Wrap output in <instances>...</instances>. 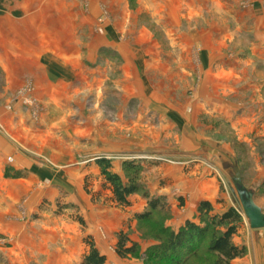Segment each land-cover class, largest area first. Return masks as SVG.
<instances>
[{"label": "crops", "instance_id": "obj_1", "mask_svg": "<svg viewBox=\"0 0 264 264\" xmlns=\"http://www.w3.org/2000/svg\"><path fill=\"white\" fill-rule=\"evenodd\" d=\"M77 1L80 2V0H0V15L2 16L0 17V37H4L2 38L4 40L13 39L12 42L5 41L3 43L9 49L4 55L0 54V65L5 70V78L16 79L19 83L18 88H22L28 79L33 80L35 93L39 96V100L44 103L53 102V105L58 108L60 104L57 100H61L63 96L67 100L66 98L70 94L91 89L93 72L101 71L106 74V68L104 70L101 67L94 69L92 64H96L100 48H107L109 45L114 48L115 44L116 49L124 58H130L125 61L127 64L122 67L124 77H128L129 72L130 78L128 77L129 80L126 79L122 83V94L125 96V103L117 109L119 123L116 126L118 128L143 126L149 133H153L158 127L160 136L164 135L173 140V144L169 145L170 147L154 146L152 149H147L145 144H142L141 147L136 146L135 143L116 147V152H121V154L130 158L133 157L131 160L137 161L142 167L138 180L141 190L138 194L129 197L131 202L129 207H120L111 200L105 205L96 207L100 214L101 225H104L108 242L102 235L96 233L98 230L95 225L91 226L90 229L88 228L89 224L86 219L87 229L85 228L86 233L84 236H75V234L71 236L72 247L76 245L79 238L82 247H84V252L80 257L82 264L83 258L88 252L85 251V248H88L85 239L88 238L94 241L96 248L106 258L110 254V247L116 250L117 236L120 231L129 233V246L134 243L140 244L142 247L145 241L141 240L142 234L136 229L138 225L136 215L143 214L147 210L150 198H162V205L170 214L165 227L174 232H178L188 222L200 224L198 209L202 202L211 203L214 214H223L228 209L235 208L233 200L229 198L228 192L226 193L227 188L224 187V192L221 182H219L222 181L221 173L218 172L215 175L212 168L213 166L219 167L218 161L223 162L226 157L233 158L236 153L231 146H227L221 143L220 140L213 138L217 135V129L215 128L217 125L215 123L219 121V116L226 115L229 119L227 124L230 126V131L237 142L250 144L251 138L259 132L257 128L262 126L261 122L264 124V79L255 78L253 74L257 72L255 70L248 69L240 73L235 66L227 72L223 71V77L216 74L215 80H220V83L216 82L213 85L215 88L211 91L212 95L225 94L231 96L234 94L235 99L243 97L244 102L239 104H228L217 99H209L206 102H199L198 99L189 101L186 98L187 92L185 91H183V95H185L183 99L170 97L174 94V91L172 89L167 90L168 84L164 86L163 94H156V97H152V100L145 99L142 96L143 92L141 93L138 88V80L141 77L139 68L136 66V62L139 60L137 59L138 56L129 54L128 49H125L126 45L114 39L119 37L117 30H122L123 25H127L126 19L128 17L121 20V25L101 26L99 28V39L85 43L80 38V29L92 32L95 29L94 25L97 24L95 18L93 22H78L77 17L83 14V6H77ZM89 1L91 14L94 15L102 14L106 10L115 15L125 16L130 14L127 6H114L116 5L115 0ZM109 1L112 5H109ZM232 1L233 4L226 1L224 6L227 4L229 9L225 6L226 9L235 13L234 20L240 21L244 18V21L251 20V22L241 23L240 21L236 23L235 21H229L224 25H220L219 22L215 23L217 26L212 25L211 30H216L217 33L208 35L212 42L211 47L214 46L212 39H215V42L219 41V31L227 30L226 32H233L231 33L233 36L230 38V42L245 35L249 41L251 56L263 58V55L258 53V48L264 47V0H251L250 7L246 8L241 16L239 15V19L236 18V11L241 10V8H236L235 2L237 0ZM3 2H6L5 6L2 5ZM148 2V13L155 15L162 12V10H157L159 5L156 0H148ZM218 3L219 0H216V6L214 7V0H211L210 4L214 7L211 9V13L216 15L217 18L220 17L219 10L222 8ZM207 5L208 0H175L165 2L164 9L188 17L189 14H201ZM179 25L173 23L171 26H167L166 30L175 29ZM142 36L144 37L143 34ZM145 36L148 37L147 34ZM185 36L183 37L185 38ZM170 37L174 40H170V46H178L182 50L178 56L163 54L158 52L157 49H146L141 53L144 58H148L144 61L147 64H159L160 66L165 64V67L169 64H179L177 66L178 70H170L167 75L171 81L180 80L179 82H182L189 75L187 71L190 70L188 68L189 64L188 66L181 65L188 63L184 62L186 58L182 55V52L187 51L188 48L185 47L186 44L182 43V36L172 34ZM175 37H178L177 40H175ZM192 38L197 39L198 35ZM143 42L144 40L139 39L135 44L143 46ZM217 44L219 45L218 42ZM84 48H87V50H84ZM133 52H136L135 49ZM255 52L258 53V57ZM207 53L209 56L213 55L211 52ZM246 61L253 62L251 59ZM236 62L238 63L240 60L237 59ZM243 78L246 79V84L241 86ZM259 78H264V75ZM206 85L208 87L209 84L206 83ZM207 87L203 89L206 90ZM22 106L23 102L21 100L19 103L10 102L9 104L0 105V191L2 192L0 196L4 200L11 201L10 205L6 206V209H9L7 211H12L10 208H13L16 202H20L22 197L29 192L31 194L35 193V196H32L35 198L33 202L36 203L35 206H38L45 199L50 198V201H55L61 184L69 189L70 185L82 189L85 188L84 182L89 178L91 179L92 176L99 182L101 190L104 189L105 182L94 156L89 157L91 158L90 161L79 164V166L67 172L66 176L69 175L67 181H60V170H57V168L43 172L27 163L25 154L20 153L13 147L14 144L8 136L11 133L14 136L16 135L15 137H19L21 141L24 136L29 134L28 132L33 133L20 116L22 115V110H20ZM208 121L210 124H208ZM106 125L108 126V124ZM109 152L111 153V151ZM109 152L106 147L101 148L100 153L103 155L100 157L106 158V154ZM9 156H14L11 166L7 163ZM173 159L181 160V162H170ZM124 163L125 160L122 159L117 163L112 162V171L127 183ZM7 170L12 174L11 176H7ZM17 171H25L28 174L23 177H16L15 173ZM220 171L225 173L223 169H220ZM47 175L55 177L44 178ZM106 190L102 192V194H105H100L97 197L99 200H102L106 195L111 197V192L108 189ZM144 193H147L148 197H144ZM69 194V200L71 202L75 201V196L70 192ZM82 197L86 207L91 205L94 207L91 197L85 192ZM32 204L30 203L28 206L29 211L30 207H34ZM70 226L73 230L77 227L80 229L79 222L77 224L74 221ZM235 237L237 240L233 239L234 244L238 247H247L249 251H253L254 260H252L251 254L249 259L242 258L234 262L239 264L264 263V229L255 231L244 223ZM68 254L73 256L75 251L68 250ZM66 262L69 264L70 259ZM107 262L108 264H119L116 259L110 261L107 258Z\"/></svg>", "mask_w": 264, "mask_h": 264}, {"label": "rangeland", "instance_id": "obj_2", "mask_svg": "<svg viewBox=\"0 0 264 264\" xmlns=\"http://www.w3.org/2000/svg\"><path fill=\"white\" fill-rule=\"evenodd\" d=\"M170 1L175 0H156L159 5L157 10H162V12L152 15L147 12L148 0H115L116 5L114 6L125 5L128 7L129 16L111 14L108 10L102 14L94 15L91 14L92 10H90L89 0L77 1V6H83V14L77 17L78 22H93L95 18V23L97 24L94 25L95 29L92 32L80 29V38L85 43H90L94 39L97 41L101 26L106 27L109 24L121 25V20L124 17H128L129 19L125 18L127 25H123L122 30H117L119 37L114 39L124 43L126 45L125 49H128L129 54L138 56L137 59L139 60H137L136 66L139 68L141 75L138 80V88L141 93L143 92L142 96L145 99L149 98L152 100V97H156V94H163L164 86L168 84L167 90L172 89L174 91V94L170 97L178 99L185 98V95H183V91H185L187 92L186 98L189 101L198 99L199 102H206L209 99H217L228 104L244 102L243 97L235 99L234 94L231 96L225 94L212 95L211 91L215 88L213 85L216 82L220 83V80H215V76L217 74V76L223 77L224 72L235 66L240 73L248 69L255 70L257 71L253 73L255 78L264 79L259 78L264 75V47L258 48V53L263 55V58H260L257 52L255 54L259 58H255L251 56V48L245 35L230 42V38L233 36L231 33L233 32L229 33L226 32L227 30H221L219 31V41L217 40L219 45L215 42V39H212L214 41L213 47H211L212 42L208 35L217 33L216 30H211V26H217L215 24L217 22L220 25H224L229 21L246 23L251 22V20L244 21V18L240 21L234 20L235 13L228 10L229 6L227 4L225 6L228 9L224 6L226 1L233 4L232 0H219L220 4H218L222 8L219 10L220 17L218 16V18L211 13V9L216 6V0H214V7L210 5L211 0H208V5L204 7L201 14H189L188 17L184 14L179 15L166 11L164 9L165 2ZM5 3L3 2L2 5L5 6ZM109 5H112L110 1ZM235 5L236 8H241V10L236 11V18L239 19V15L241 16L243 11L250 7L251 0H237ZM228 11L230 12L229 14ZM0 17L2 16L0 15ZM171 23L180 25L176 26L175 29L166 30L167 26L172 25ZM90 34L91 36L89 37ZM172 34L182 36V43L186 44L187 46L185 47L188 48L187 51L182 52V55L186 58L184 62L188 63L181 65L188 66L189 64L188 68L190 70L187 71L189 75L182 82H179L180 80L171 81L167 75L170 70H178L177 66L179 64H169L167 67L164 66L165 64L161 66L159 64H147L144 61L148 60V58H144L141 53L146 49H157L158 52L163 54L178 56L182 50L178 46H170V40L174 41L170 37ZM197 35L199 40L198 38H192ZM2 38L4 37H0V54L4 55L9 47H5L3 43L5 41L12 42L13 39L5 38L7 40H4ZM177 38L175 37V40ZM139 39L144 40L143 46L135 44ZM114 46V48L111 45L107 48H100L97 54V62L92 64L94 69L101 67L104 70L106 68L107 77L101 71L93 72L91 89L70 94L66 98L67 100L63 96L61 100H57L60 104L58 108L53 105V102L44 103L39 100V96L35 93L33 80L28 79L22 88H18V81L16 79H6L5 70L0 65V105L9 104L10 102L19 103L21 100L23 106L20 108L22 110V115L20 116L29 126V130L33 131V133L28 132L29 134L24 136L21 141L19 137H15L16 135L14 136L11 133L8 135L9 140L14 144L13 147L20 153L25 154V159L29 165L39 168L43 172L57 168V170H60V181H67L69 175L66 176V173L79 166V164L90 161V156H94L97 160L105 158L100 157L103 155L100 153L101 148L106 147L108 152L111 151V153L106 154V159L117 163L121 159L126 162L133 158L125 156L121 152H116L117 146L135 143L136 146L142 147V144H145V148L152 149L154 146L168 147L173 144L171 138L168 139L164 135L160 136L158 127L155 129L156 131L149 133L143 126L133 128H118L116 126L119 123L117 109L121 104L125 103V96L122 94V83L128 77L130 78L129 72L128 77H124L122 67L127 64L125 61L130 58H124L116 49L115 44ZM134 49L136 52H133ZM84 50H87V48H84ZM207 52H211L213 55L209 56ZM235 59H239L240 62L237 63ZM248 59L253 60V62L246 61ZM137 67L136 69H138ZM243 79L241 80V86L246 84V79ZM206 83L209 84L208 87ZM206 87L207 89L204 90L203 88ZM14 90L15 92H13ZM209 121L208 124L211 122ZM228 121L229 119L226 115L219 116V121L215 123L218 126H215L217 135L213 138L220 140L221 143L227 146H231L235 150L236 156L233 158L226 157L223 162L218 161L217 163L220 166H213L212 169L215 171L214 174L221 173L222 181L219 182H221L223 191L225 192L224 187L227 188L226 193L228 192L229 198L233 200L234 207L243 217V225L245 223L249 227L239 199L235 193L233 194L232 177L235 175V169L241 171L246 187L253 191L256 195V203L264 210V124L261 122L262 126L257 128L259 132L251 138L250 144H247L245 142H237V139L234 138L230 131V126L227 124ZM134 130L136 132H133ZM74 151L75 153H73ZM13 157L9 156L7 158L9 165L12 163L9 159L14 161ZM162 162L164 161L162 160ZM170 162L179 163L181 160L173 159ZM219 168L225 170V173L220 171ZM15 174L16 177H23L28 173L17 171ZM11 175L7 170V176ZM48 177L54 178L55 176L47 175L44 178ZM84 183L85 188L81 186L82 189L72 185H70L69 189L61 184L55 201H50V198L45 199L38 206H35L36 203L33 202L35 198L32 196H35V193L31 194L29 192L22 197L20 202L17 201L13 208H10L12 211H7L9 209H6V206H9L11 201L8 199L4 200L0 196V264H68L66 260L69 259V264H81L80 257L84 252V247H82L79 237L76 245L72 247L71 236L73 234L75 236H84L87 226L85 224L83 226L79 221L82 220L85 223V219L89 224L88 228L90 229L91 226L95 225L98 230L96 233L102 235L108 242L104 225H101L100 214L96 207L109 203L111 197L106 195L102 200L97 198L100 194H105H102V192L107 190H101V186L94 176ZM69 192L75 196V201L71 202L69 200ZM84 192L91 197L94 207L92 205L86 207L82 197ZM1 193L0 191V195ZM30 203H33L32 206L34 207H30L29 211L28 206ZM74 221L77 224L79 222L80 229L78 227H75L76 229L74 230L72 229L70 225ZM136 229L142 234L141 240L145 241V245L143 244L142 247L140 244L138 245V255L122 259L118 257L116 250L110 247L108 260L114 261L116 259L119 264H171L168 259L160 257L162 250L160 247H155L157 242L151 237L152 235L149 234L146 237L139 225H137ZM158 237H160L163 244L166 243L165 236L159 235ZM233 239L237 240L236 237ZM245 248L246 255L244 258L249 259L252 254V260H254L253 251H249L247 247ZM68 250L75 251V255H69ZM85 251H88V248H85ZM199 254L198 256L200 257L190 261L191 264H213L214 258L206 254ZM155 257L157 258L155 259ZM231 264L239 263L232 262ZM259 264L264 263L260 262Z\"/></svg>", "mask_w": 264, "mask_h": 264}, {"label": "trees", "instance_id": "obj_3", "mask_svg": "<svg viewBox=\"0 0 264 264\" xmlns=\"http://www.w3.org/2000/svg\"><path fill=\"white\" fill-rule=\"evenodd\" d=\"M97 163L105 182L103 187L111 192V201L120 207H129L131 205L129 197L141 190L138 184L142 171L140 164L135 160L124 163L128 179L125 183L119 175L113 173L111 160L101 158ZM243 183L245 184L244 180ZM144 197H148V194L144 193ZM254 197L256 202L255 194ZM162 202V198H150L147 210L136 215L144 235L146 237L152 235L157 242L155 247L161 248V258L168 259L171 264H191L190 261L200 257L198 255L202 253L214 258L213 264H231L245 257L246 248L238 247L233 242V238L243 225V217L236 208H230L223 214H214L212 204L202 202L198 209L200 224L188 222L178 232H174L165 227L170 214ZM79 222L85 224L82 220ZM159 235L166 237L165 244ZM117 238L116 252L120 258L138 255V244L133 243L129 246V233L120 231ZM85 243L88 252L82 264H108L106 256L100 253L92 239H85Z\"/></svg>", "mask_w": 264, "mask_h": 264}, {"label": "water", "instance_id": "obj_4", "mask_svg": "<svg viewBox=\"0 0 264 264\" xmlns=\"http://www.w3.org/2000/svg\"><path fill=\"white\" fill-rule=\"evenodd\" d=\"M234 193L237 195L245 218L252 230L259 231L264 229V211L255 202L253 191L248 189L243 183L240 170L235 169V175L232 177Z\"/></svg>", "mask_w": 264, "mask_h": 264}, {"label": "built area", "instance_id": "obj_5", "mask_svg": "<svg viewBox=\"0 0 264 264\" xmlns=\"http://www.w3.org/2000/svg\"><path fill=\"white\" fill-rule=\"evenodd\" d=\"M10 162H13L12 159H9Z\"/></svg>", "mask_w": 264, "mask_h": 264}]
</instances>
